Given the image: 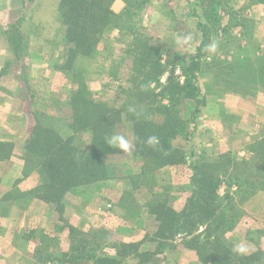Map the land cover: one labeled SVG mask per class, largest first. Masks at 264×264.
Segmentation results:
<instances>
[{
	"label": "rangeland",
	"instance_id": "1",
	"mask_svg": "<svg viewBox=\"0 0 264 264\" xmlns=\"http://www.w3.org/2000/svg\"><path fill=\"white\" fill-rule=\"evenodd\" d=\"M58 2L11 0L9 11L0 17V37L10 41L0 70V134H15L12 141L0 142L6 144L0 146V215L17 211L24 216L30 210L31 218H22L18 229L25 234L36 232L39 241L30 246L32 258L20 264H94L93 259L104 256H115L125 264H206L185 246L183 237L153 239L157 222L148 203L153 195L163 194L169 205L180 210L190 194L191 162L199 156L213 159L224 153L250 160V145L264 138V84L242 81L243 74L254 69L260 58L264 60V4L143 0V6L135 8L136 30L162 52L165 73L150 83L155 92L162 91L167 76L183 81V69L202 41L201 25L206 27L204 53L194 69L197 96L202 101L199 110L194 114V100L182 97L175 105L185 129L172 142L184 153V162L153 171L141 180L136 175L142 163L132 154L131 102L135 103L136 94L128 92L135 76L128 51L132 36L126 20L121 29L106 30L94 53L77 63L82 64L95 100L117 108L124 100L131 101L112 135L123 137L130 148L107 156L114 177L71 189L57 207L25 194L36 181L24 162V144L31 130L27 109L66 114L64 99L72 84L67 73L58 69L68 48L62 41L65 26L58 19ZM213 43L217 45L214 52L207 48ZM77 139L86 142L88 133ZM9 149L10 156L1 158ZM256 165L254 159L247 167L235 164L234 170L245 180H256L252 171ZM14 171L17 177L11 189L3 192ZM219 194H225L224 186ZM246 202L240 203L241 214L225 240L237 250L243 247L244 254L264 252V220L252 216ZM3 228L0 225L4 232ZM53 232L55 236H50ZM62 232L69 236L63 237Z\"/></svg>",
	"mask_w": 264,
	"mask_h": 264
},
{
	"label": "trees",
	"instance_id": "2",
	"mask_svg": "<svg viewBox=\"0 0 264 264\" xmlns=\"http://www.w3.org/2000/svg\"><path fill=\"white\" fill-rule=\"evenodd\" d=\"M114 1L59 0L58 19L65 26L62 41L68 48L67 57L58 69L67 73L72 84L64 99L66 114L59 116L37 108L27 109L31 130L24 144V162L36 183L25 194L57 207L63 205L62 200L71 189L114 177L113 165L107 161V156L120 152L121 148L110 141L116 122H121L122 111L131 101L124 100L117 108L95 100L82 64L77 63L80 58L94 53L106 30L117 26L121 29L126 20V30L132 36L128 51L132 54L135 76L128 92L136 94L135 103L131 102V120L132 154L142 163L137 179H145L153 171L184 162V153L172 142L185 129L175 105L181 97L194 100L195 114L202 102L197 96L194 69L204 53L201 48L206 38L205 24L201 25L202 41L197 52L183 69V81L167 76L162 91L155 92L150 83L158 82L159 76L165 73L162 52L147 43L148 39L136 30L132 18L135 8L143 6V0H128L119 13L112 10ZM248 1L249 5L264 4V0ZM242 81L264 84V60L260 58L254 69L243 74ZM141 87L143 90L137 92ZM85 132L88 140L77 142L78 136ZM153 137L155 142L149 144ZM5 145L0 143V146ZM250 152V160L257 161L252 170L256 180H245L234 170L238 163L247 167L251 164L249 159L237 158L231 153L213 159L199 156L190 163V194L182 209H174L163 194L153 195L148 203V211L157 222L153 239L167 241L176 236L183 237L185 246L194 250L199 260L206 264H264V252L244 254L225 240V235L234 229L241 214L240 203L257 191H264V138L250 145ZM4 153L1 158H8L11 150ZM221 186L225 187L224 195L219 194ZM93 263L125 264L115 256L95 258Z\"/></svg>",
	"mask_w": 264,
	"mask_h": 264
},
{
	"label": "crops",
	"instance_id": "3",
	"mask_svg": "<svg viewBox=\"0 0 264 264\" xmlns=\"http://www.w3.org/2000/svg\"><path fill=\"white\" fill-rule=\"evenodd\" d=\"M10 1L11 0H0V17H2L4 13L9 11ZM56 3L57 0H55V4ZM124 6V0H115L112 4V10L116 13H119L124 8ZM53 15H55L54 11L52 16ZM9 45L10 41H8L7 39L4 40L0 37V70L4 65V61L7 55L9 54ZM14 136L15 134L13 133L6 134V136L4 137L2 134H0V142L12 141L15 138ZM9 177L11 178L10 185L3 192L11 189L13 181L12 179H15L17 177V171H14ZM33 186L34 184L31 183V185L27 189L32 188ZM184 204L185 201L179 209H182ZM244 205L247 209H250L251 212L254 213V215L252 216L264 220L263 191L255 193L252 197H250L249 200H247ZM31 215L32 214L30 210L29 214H25L24 216L19 215L17 211L13 213L10 212L8 215H0V225L5 226V228H3L5 230V233L3 232V230H0V264H20L24 261V259H29L30 257L32 258L33 249H31L30 246H34V244L36 245V243H39L34 234L36 232L31 231L30 233L25 234V230L22 231V233L20 232L21 227L20 229H18L19 225L21 224V219L31 218ZM61 234L63 237L69 236V232L67 235L65 234V232H62ZM50 236H55L54 232ZM21 240H24V243H22ZM66 240L68 241V239Z\"/></svg>",
	"mask_w": 264,
	"mask_h": 264
},
{
	"label": "clouds",
	"instance_id": "4",
	"mask_svg": "<svg viewBox=\"0 0 264 264\" xmlns=\"http://www.w3.org/2000/svg\"><path fill=\"white\" fill-rule=\"evenodd\" d=\"M216 47H217V45L215 43L207 46L208 50L209 51H212V52H214L216 50ZM110 142L111 143H118L119 144V147L122 148V149H124V150H126V151L130 148L129 143L123 137H121V136H115V137H113L112 138V141H110ZM154 142H155V138L154 137L153 138H150L149 144H152ZM238 251L243 252V251H245V249L243 247H240L238 249Z\"/></svg>",
	"mask_w": 264,
	"mask_h": 264
}]
</instances>
